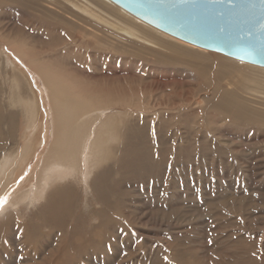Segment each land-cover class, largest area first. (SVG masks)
Segmentation results:
<instances>
[{
  "label": "rangeland",
  "instance_id": "1",
  "mask_svg": "<svg viewBox=\"0 0 264 264\" xmlns=\"http://www.w3.org/2000/svg\"><path fill=\"white\" fill-rule=\"evenodd\" d=\"M61 1L78 17L64 4L0 0V41L8 26L27 28L38 55L80 91L112 93L118 101L103 120L118 123L116 134L88 181L66 178L67 216L51 228L38 213L43 199L16 208L21 184L5 193L0 264H264V73L154 27L143 26L148 41L132 37ZM195 47L220 58L183 50ZM0 67V138L14 151L29 124L19 100L31 93Z\"/></svg>",
  "mask_w": 264,
  "mask_h": 264
},
{
  "label": "bare ground",
  "instance_id": "2",
  "mask_svg": "<svg viewBox=\"0 0 264 264\" xmlns=\"http://www.w3.org/2000/svg\"><path fill=\"white\" fill-rule=\"evenodd\" d=\"M44 1L49 2L47 4L50 6H53V4L56 3L64 4L61 0ZM63 1L69 2L71 6L78 9V11H81V13L85 14L89 19H93L105 26L108 25L115 30H121L132 37H141L145 41H148V38L145 36H148V34L143 29V26L148 29L153 28L148 24L143 25L138 23L135 20L137 17L135 18V16L131 14L133 16L132 17L129 12L115 6L116 4L114 5V3H111L109 0H95L96 2L94 0ZM64 5L65 11L68 14L73 15V17H78L77 13L72 11V7L69 8L70 6L68 7L66 4ZM127 14H129L132 18ZM16 16L18 19L19 15L17 14ZM20 19L21 18L19 17V20ZM79 19L82 21L84 20L83 17H80ZM26 29L25 31L27 34H30ZM4 30V33L7 32V39L4 42L0 41V66L1 64L5 65V67L11 69L10 71L15 74V76H13V82H11L15 88L20 87V80H23L25 85L29 88L31 96L29 98L19 100L21 105L24 106L25 111L28 113L29 118V124H26L25 128V130L28 129V131L26 133L27 135L25 134V139L23 140L24 144L22 145L20 143L16 150L9 151V149L11 150V148H9V143H7L3 138H0V151H4V156H1L2 154L0 155L1 158L3 157V159H0V200L3 201L6 192L21 184L19 189L17 188L18 190H21V192L15 195L13 202L10 204L12 206H16V204L18 205V203L26 200L30 195H32V198L35 200L37 198L43 199L44 203L41 202L42 205L39 210L41 212L38 213L44 214L43 222L45 223V226L50 227L58 224L60 221H63L65 216H67V214L65 215L66 212H64L68 207L65 190L63 189V186L69 183L66 178L68 176H72L74 178L78 177L85 182L84 176H87L88 181L97 166L103 160L105 156L104 152L106 144H109V140H113V137L115 136H113L112 132L116 129L114 126V131L112 130V126L114 124L113 121H111V126L110 123H105L104 120L105 118L108 119L109 116H111V114H108L109 111H111L109 107L110 104L112 105V102L118 100L112 93L100 94L96 97L97 95H93L89 91H86L85 93L80 91L76 83L71 79L72 77H67L59 70V67H54V65L49 62L48 58L38 55L37 50L35 51L36 45L34 46L30 41L32 39H30V36L33 34L32 32L30 36L25 37V31L21 30V28H17L15 25L10 27L8 26ZM158 31L159 33L161 32L160 30ZM34 36H32L33 39L35 38ZM164 36L166 37V35ZM167 37L169 38L170 36L168 35ZM157 40H159V38ZM179 42L186 45L182 43L183 41L181 40ZM186 46L189 47L190 45ZM193 46L194 45L191 47ZM183 50L198 55L206 54L210 58H218L220 56L215 53L205 52L196 47L192 48V50H189V48ZM51 57H53V55ZM224 58L228 61L230 60V58ZM237 61L236 64L238 63ZM245 66H248L247 68H251L255 65L252 64L251 66L244 64V67ZM256 68L264 73L263 67L257 66ZM35 77L41 79V84L37 81V78L35 79ZM39 84H43L42 86H44L46 91V97L43 96V91L42 94L40 93L38 88L41 86ZM41 97H43V103H46V101L48 102L46 103L47 106H49L48 115L45 113L44 108L40 105ZM9 99H11V97H9ZM122 99H124V97ZM124 100H122V102ZM11 101H13V99H11ZM46 109H48V107ZM109 119L107 120L108 122H110ZM45 127L46 129L49 127V142H47V144L45 143L47 146L44 151L42 150L41 154L39 153L40 156L37 159V151L39 150L40 143L43 145L42 143L44 142L43 132L45 131ZM114 134L116 133L114 132ZM35 158L38 161L31 168L30 166L33 165ZM29 167L31 168V171H29L30 174L28 177L23 178L27 174ZM20 180L21 182L18 183ZM87 184L89 186L90 183ZM8 197L11 198L10 196ZM36 201L39 202L38 200ZM23 202L21 204H23ZM8 207H5L2 212H6V208ZM10 208L12 209V207ZM2 212L1 214L3 216L5 213L3 214ZM19 212L20 211H14L16 214H19ZM45 212H47L46 215ZM2 216L0 219H2ZM19 222L24 223L23 220H19Z\"/></svg>",
  "mask_w": 264,
  "mask_h": 264
},
{
  "label": "water",
  "instance_id": "3",
  "mask_svg": "<svg viewBox=\"0 0 264 264\" xmlns=\"http://www.w3.org/2000/svg\"><path fill=\"white\" fill-rule=\"evenodd\" d=\"M150 26L264 68V0H110Z\"/></svg>",
  "mask_w": 264,
  "mask_h": 264
},
{
  "label": "snow or ice",
  "instance_id": "4",
  "mask_svg": "<svg viewBox=\"0 0 264 264\" xmlns=\"http://www.w3.org/2000/svg\"><path fill=\"white\" fill-rule=\"evenodd\" d=\"M2 202H3V201H2V200H0V204H2Z\"/></svg>",
  "mask_w": 264,
  "mask_h": 264
}]
</instances>
